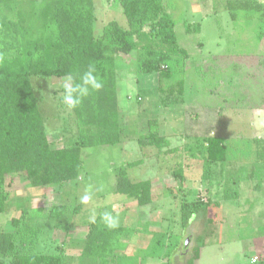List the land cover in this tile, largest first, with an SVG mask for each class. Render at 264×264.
<instances>
[{
	"label": "rangeland",
	"instance_id": "1",
	"mask_svg": "<svg viewBox=\"0 0 264 264\" xmlns=\"http://www.w3.org/2000/svg\"><path fill=\"white\" fill-rule=\"evenodd\" d=\"M46 1L17 0L25 11ZM93 1L94 33L111 19L125 23L116 1ZM165 3L176 39L188 54L185 65L171 66L166 79L137 73L134 58H116L120 142L83 148L79 177L63 184L32 187L23 174L8 175L0 231H13L11 219L24 208L65 205L58 219L28 212L25 220L41 229L34 250L51 253L62 247L63 264H186L198 235L204 245L193 264H239L254 257V264H264V0ZM63 79H31L52 147L77 135L73 115L62 103ZM179 79L182 95L162 100L159 87ZM148 133L164 135L168 146H140L139 136ZM213 135L226 144L223 163L205 160L204 145ZM170 148L176 150L166 152ZM122 165L130 180L151 182L148 204L115 191ZM178 167L183 179L173 174ZM85 194L92 199L82 204ZM195 202L207 212L199 211L182 226V205ZM104 212L118 216L123 235L102 261L81 251L89 218L95 215L105 224Z\"/></svg>",
	"mask_w": 264,
	"mask_h": 264
},
{
	"label": "trees",
	"instance_id": "2",
	"mask_svg": "<svg viewBox=\"0 0 264 264\" xmlns=\"http://www.w3.org/2000/svg\"><path fill=\"white\" fill-rule=\"evenodd\" d=\"M112 1L119 5L125 23L111 19L96 34L93 0H48L26 11L18 7L17 0H0V213L6 206L8 175L23 174L32 187L63 184L79 177L83 148L120 142L116 58H134L137 73H156L166 79L172 76L171 66L185 65L188 54L176 39L165 0ZM90 65L103 87L90 91L70 110L77 125L72 141L52 147L31 79L71 74L79 82ZM159 90L162 100L177 99L183 93V81L162 85ZM138 144L161 149L168 146V140L164 135L148 133L139 136ZM204 147L207 163L226 161L222 137H208ZM173 174L183 179L181 167L174 168ZM115 191L139 205L151 201V182L130 180L124 165L117 170ZM202 205H182V226L199 211L207 212ZM65 208L22 209L18 218L11 219L14 230L0 231V264H63L62 247L51 253L34 250L41 229L25 220L28 212L30 217L47 214L58 219ZM122 233V226L109 229L98 219L89 222L81 255L105 260L120 243ZM203 239L202 235L195 237L196 245L186 264L199 257ZM251 262L239 264L256 261Z\"/></svg>",
	"mask_w": 264,
	"mask_h": 264
},
{
	"label": "clouds",
	"instance_id": "3",
	"mask_svg": "<svg viewBox=\"0 0 264 264\" xmlns=\"http://www.w3.org/2000/svg\"><path fill=\"white\" fill-rule=\"evenodd\" d=\"M94 71V66L90 65L89 70L80 76L79 82H77L71 74L64 77L62 84V103L67 107V109L72 110L76 108L90 91H98L103 87L102 81L93 74ZM91 199L92 196L90 194H85L81 198V203L87 204ZM89 219L91 223L96 222L95 215H92ZM102 220L109 229H115L118 227V216H115L110 212H104Z\"/></svg>",
	"mask_w": 264,
	"mask_h": 264
},
{
	"label": "built area",
	"instance_id": "4",
	"mask_svg": "<svg viewBox=\"0 0 264 264\" xmlns=\"http://www.w3.org/2000/svg\"><path fill=\"white\" fill-rule=\"evenodd\" d=\"M254 261H256V257H254V258L252 259V262H254Z\"/></svg>",
	"mask_w": 264,
	"mask_h": 264
}]
</instances>
